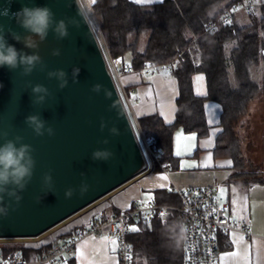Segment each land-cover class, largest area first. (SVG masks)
<instances>
[{
	"label": "trees",
	"instance_id": "trees-1",
	"mask_svg": "<svg viewBox=\"0 0 264 264\" xmlns=\"http://www.w3.org/2000/svg\"><path fill=\"white\" fill-rule=\"evenodd\" d=\"M252 1H258V5L249 13L234 12ZM226 13L231 15L223 22ZM91 15L105 58L119 60L134 71L174 63L168 73L175 77L179 90L175 120L165 124L158 115H151L133 126L139 142L149 140L155 148L157 162L149 165L150 172L160 170V164L171 166L172 136L177 128L198 138L207 135L203 104L212 100L221 106L222 128L215 140L214 157L229 158L234 170L250 173L242 182L244 186L264 185L261 166L243 155L245 140L241 137L248 129L251 106L264 100L263 1L163 0L142 5L130 0H95ZM194 74L204 76L205 96L193 93ZM155 198L161 203H177L172 193L157 192ZM161 223L133 222L128 234L132 264H156L168 254L163 243L168 236L175 238L168 224H176L179 233L180 219L173 214ZM177 242L173 244L177 246Z\"/></svg>",
	"mask_w": 264,
	"mask_h": 264
},
{
	"label": "water",
	"instance_id": "water-1",
	"mask_svg": "<svg viewBox=\"0 0 264 264\" xmlns=\"http://www.w3.org/2000/svg\"><path fill=\"white\" fill-rule=\"evenodd\" d=\"M23 6H48L57 21L66 22L67 18L80 19L77 12L84 11L79 0H0V25L6 33L11 29L22 38L29 33L9 17ZM4 9L10 10L8 17L2 15ZM68 32L66 39L58 40L50 31L46 41L39 44L38 54L46 66L43 71L37 65L30 76H23L22 69L0 68V144L21 136L22 143L34 149L36 161L30 183L19 193L20 203L4 198L5 205L11 204V208L7 217L0 216V239L37 237L147 170L144 153L94 30L81 24L79 29L69 25ZM7 39L18 50L33 54L10 35ZM55 49L60 50L59 56L52 55ZM74 67L80 69L78 83L72 81ZM57 69L68 74V86L63 90L56 79L47 77L48 71ZM36 84L44 85L51 93L43 105L32 103L34 97L28 85ZM96 84L103 87L99 93L92 91ZM104 90L110 97L106 98ZM30 115L47 121L46 127H52L55 134L37 137L25 123ZM102 122L106 124L103 131ZM113 127L119 135L110 134ZM105 149L113 154L109 160L92 159L94 151ZM45 173L52 176V192L43 184ZM84 184L87 191L81 195ZM68 189L75 190L71 198L65 197Z\"/></svg>",
	"mask_w": 264,
	"mask_h": 264
},
{
	"label": "crops",
	"instance_id": "crops-1",
	"mask_svg": "<svg viewBox=\"0 0 264 264\" xmlns=\"http://www.w3.org/2000/svg\"><path fill=\"white\" fill-rule=\"evenodd\" d=\"M130 1L142 5L159 2ZM79 2L83 10L91 14L92 0ZM107 59L129 119L135 126L140 118L151 115H158L165 124L175 120L179 90L172 74L150 75L145 71H129L117 76L116 59ZM191 82L193 93L199 97L205 96L204 76L194 74ZM203 112L208 126L205 137L198 138L195 133H185L182 128L173 132L174 160L169 173L161 170L150 172L148 169L37 237L0 240V258L9 252H16L33 260L59 243L77 237L81 229L91 221L116 217L137 201L151 198L156 200L157 192L170 193L171 187L216 183L220 186L217 202L226 206L227 215L235 222L230 233L219 241L218 264H264V185L244 186L242 182L250 177V173L234 170L229 158L214 157L215 140L222 131L219 125L221 106L207 100L203 104ZM177 226L180 228L179 233L176 224H168V230L175 238L167 237L163 248L168 249V254H165L164 259L156 261V264H184L181 221ZM176 240L179 246L173 244ZM61 264H118L117 243L114 239L90 235L78 237Z\"/></svg>",
	"mask_w": 264,
	"mask_h": 264
},
{
	"label": "built area",
	"instance_id": "built-area-1",
	"mask_svg": "<svg viewBox=\"0 0 264 264\" xmlns=\"http://www.w3.org/2000/svg\"><path fill=\"white\" fill-rule=\"evenodd\" d=\"M257 5L258 1L245 2L236 7L234 12L247 14ZM230 15L226 13L223 22H226ZM173 64L149 65L143 71L150 75L167 74ZM107 66L110 70L108 64ZM115 66L117 76L134 71L123 67L119 60H115ZM143 141L147 150V156L145 154L144 156L148 169L153 161L157 162V154L149 140ZM159 166L163 173L171 171L168 164ZM219 190L220 186L216 183L171 187L170 193L177 198L176 204L160 203L154 198L137 201L116 217L91 221L81 229L77 237L59 243L33 260H28L16 252H9L0 258V264H61L65 261V256L69 255L77 238L85 235L114 239L117 243L118 264H132V249L128 234L133 222L136 221L141 225H148L154 221L165 222L172 214L178 216L183 226L184 264H218L219 241L235 226V222L227 215L226 206L217 202Z\"/></svg>",
	"mask_w": 264,
	"mask_h": 264
},
{
	"label": "clouds",
	"instance_id": "clouds-1",
	"mask_svg": "<svg viewBox=\"0 0 264 264\" xmlns=\"http://www.w3.org/2000/svg\"><path fill=\"white\" fill-rule=\"evenodd\" d=\"M9 9H4L3 16H9ZM76 18H67L56 20L55 14L48 6H23L19 11L11 13L10 19H14L16 24L22 28L29 35L23 38L11 29L5 32V29L0 25V68H8L9 71H16L22 69L23 76H30L36 69L37 65L41 66V71L46 67L43 64L42 58L38 54L39 44L46 41L49 32L51 31L58 40L66 39L69 36L68 27L71 25L76 29L81 27V24L88 27L90 30L94 29L95 21L88 11L78 10ZM10 35L12 40L17 43H22L24 48L33 50V54H28L22 50H18L13 44L8 43L7 36ZM53 56H59L60 50L55 49L52 52ZM80 69L74 67L72 69L73 83H78L77 77ZM48 79H56L58 81V88L63 90L68 86V74L63 69L47 72ZM31 87L34 105H43L46 98L51 95L48 88L41 84L28 85ZM103 89L102 85L96 84L92 91L99 93ZM105 96L110 97V93L104 90ZM25 123L32 129L37 137H42L47 134L49 137L55 134L52 127H46L47 121L43 120L39 115H30L25 119ZM106 127L105 123H101V131ZM110 134L119 135L117 128L109 129ZM4 137L7 133L2 134ZM23 137L16 136L14 139H5L3 144H0V216L7 217L9 215V208L11 204L5 205L4 198L7 196L13 200L17 205L22 200L20 192L26 190L30 183L36 161L32 155L34 149L29 144L22 143ZM108 144V140L103 141ZM19 145V146H17ZM110 150H96L92 153L94 161H107L112 157ZM43 184L48 192L53 191L52 176L50 173H45L43 177ZM74 189H68L65 192L66 198H71L74 195ZM87 191V185L84 184L80 188V194L83 195ZM36 202H40V197L36 198ZM14 210V209H13Z\"/></svg>",
	"mask_w": 264,
	"mask_h": 264
},
{
	"label": "rangeland",
	"instance_id": "rangeland-1",
	"mask_svg": "<svg viewBox=\"0 0 264 264\" xmlns=\"http://www.w3.org/2000/svg\"><path fill=\"white\" fill-rule=\"evenodd\" d=\"M93 30L96 31V26H94ZM127 58L128 57H126L123 61L124 65H127ZM106 61L107 64L110 65V61L107 57ZM251 107L252 112L251 115H249L250 118L248 119V129L245 133H241V137L245 140V146L242 148V152L246 159L250 160L255 165H260L262 168L261 173L264 174V100L255 102ZM132 125L135 128L133 123ZM140 144L143 149V153L147 156L144 141H141ZM133 264L135 263L133 262Z\"/></svg>",
	"mask_w": 264,
	"mask_h": 264
},
{
	"label": "snow or ice",
	"instance_id": "snow-or-ice-1",
	"mask_svg": "<svg viewBox=\"0 0 264 264\" xmlns=\"http://www.w3.org/2000/svg\"><path fill=\"white\" fill-rule=\"evenodd\" d=\"M92 2H93V3H95V0H92ZM159 2H160V3H162V2H163V0H159ZM199 79H203V78H202V77H200ZM241 239H242V238H241ZM113 243H114V242H113ZM233 255H235V254H233Z\"/></svg>",
	"mask_w": 264,
	"mask_h": 264
}]
</instances>
